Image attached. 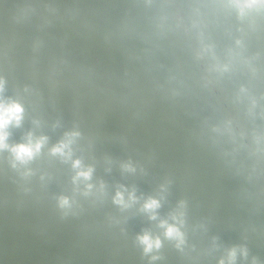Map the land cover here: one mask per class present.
<instances>
[{
	"label": "water",
	"instance_id": "95a60500",
	"mask_svg": "<svg viewBox=\"0 0 264 264\" xmlns=\"http://www.w3.org/2000/svg\"><path fill=\"white\" fill-rule=\"evenodd\" d=\"M0 103V264H264V0H0Z\"/></svg>",
	"mask_w": 264,
	"mask_h": 264
},
{
	"label": "clouds",
	"instance_id": "9594fccd",
	"mask_svg": "<svg viewBox=\"0 0 264 264\" xmlns=\"http://www.w3.org/2000/svg\"><path fill=\"white\" fill-rule=\"evenodd\" d=\"M256 0H250V3H254ZM22 109L20 105L12 103L9 105H4L3 103H0V149L6 148L7 145L5 143V140L7 138V133L4 131V129L7 128V126L12 122L15 121L17 124L19 123L21 117ZM43 143V138L40 141H37L35 145L33 146L31 143L28 145H18L15 148L12 149V151L16 154L17 159L24 160L25 158H31L35 151H39L41 144ZM66 144H61L53 149V152L55 153H61L63 154V149L66 148ZM80 162L76 161L74 166L79 167ZM91 174V169L88 171H81L78 173V176H82L85 179L89 178ZM130 199H134V197L130 196ZM64 204L67 203V201H63ZM116 203L124 204L123 196L120 192H117L116 194ZM127 206V205H125ZM159 207V202L155 199H149L144 204V210L146 211H153L156 208ZM153 218H155L153 216ZM165 222H162V226H164ZM166 235L168 237H175L180 238L181 234L178 231V229L174 226H167ZM141 242L146 245L145 251H150L154 246L159 247L160 241L157 239L155 241L151 240L149 236L146 234L140 238Z\"/></svg>",
	"mask_w": 264,
	"mask_h": 264
}]
</instances>
